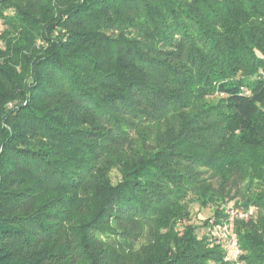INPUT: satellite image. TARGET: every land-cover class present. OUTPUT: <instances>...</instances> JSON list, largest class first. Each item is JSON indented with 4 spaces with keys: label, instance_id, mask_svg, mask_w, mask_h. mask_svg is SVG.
Listing matches in <instances>:
<instances>
[{
    "label": "trees",
    "instance_id": "16d2710c",
    "mask_svg": "<svg viewBox=\"0 0 264 264\" xmlns=\"http://www.w3.org/2000/svg\"><path fill=\"white\" fill-rule=\"evenodd\" d=\"M0 264H264V0H0ZM191 205L213 209L203 227Z\"/></svg>",
    "mask_w": 264,
    "mask_h": 264
},
{
    "label": "built area",
    "instance_id": "2783aa9c",
    "mask_svg": "<svg viewBox=\"0 0 264 264\" xmlns=\"http://www.w3.org/2000/svg\"><path fill=\"white\" fill-rule=\"evenodd\" d=\"M225 213L226 216L221 221H211V233L218 242L223 244L224 260L232 264H242L240 261L242 251L235 231V221L253 217L256 213V207L253 205L244 207L229 204L225 209Z\"/></svg>",
    "mask_w": 264,
    "mask_h": 264
},
{
    "label": "rangeland",
    "instance_id": "374dc122",
    "mask_svg": "<svg viewBox=\"0 0 264 264\" xmlns=\"http://www.w3.org/2000/svg\"><path fill=\"white\" fill-rule=\"evenodd\" d=\"M2 27H3V24L0 20V31H1ZM190 210H191V217H192L193 222H195L196 224H198L200 226L203 225V223L206 221V219H208L209 222L211 221L210 219H214L213 218V209H211V208H199L198 205H191Z\"/></svg>",
    "mask_w": 264,
    "mask_h": 264
}]
</instances>
